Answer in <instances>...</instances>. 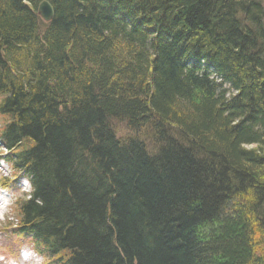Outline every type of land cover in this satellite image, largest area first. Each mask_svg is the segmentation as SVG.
<instances>
[{
	"label": "trees",
	"instance_id": "16d2710c",
	"mask_svg": "<svg viewBox=\"0 0 264 264\" xmlns=\"http://www.w3.org/2000/svg\"><path fill=\"white\" fill-rule=\"evenodd\" d=\"M42 1L0 0L2 155L35 187L5 233L47 264H264L262 2Z\"/></svg>",
	"mask_w": 264,
	"mask_h": 264
},
{
	"label": "clouds",
	"instance_id": "9594fccd",
	"mask_svg": "<svg viewBox=\"0 0 264 264\" xmlns=\"http://www.w3.org/2000/svg\"><path fill=\"white\" fill-rule=\"evenodd\" d=\"M246 147L248 150H251L252 146ZM0 154L6 153H4V150L0 149ZM8 179H15L10 168L0 172V195L5 196L3 202L0 203V228L9 225L12 228L18 226V219L15 214L16 206L21 199H23L24 202L31 201L32 195L35 192V187L28 178L21 180L20 188L16 192H10L9 189L3 185V182ZM36 204L42 206L40 200H36ZM15 264H47V260L44 256L40 255L33 246L26 244L19 249Z\"/></svg>",
	"mask_w": 264,
	"mask_h": 264
},
{
	"label": "rangeland",
	"instance_id": "374dc122",
	"mask_svg": "<svg viewBox=\"0 0 264 264\" xmlns=\"http://www.w3.org/2000/svg\"><path fill=\"white\" fill-rule=\"evenodd\" d=\"M264 6V0H260ZM116 125V131L118 136L125 138L129 135H132L133 132L127 129V127L124 124H114ZM11 169L12 174L15 177V179H8L5 180L3 183H9V191L10 192H16L20 188V179L21 177L16 174V172L12 169L14 166L8 162H0V172H3L6 169ZM5 199L4 195H0V203L3 202ZM16 214V213H15ZM5 228V227H3ZM3 228H0V264H15V261L17 260L18 255H16V250L19 252V249L24 246V245H31L29 240L27 238H20L19 240L16 239V236L13 235V233L5 231L8 230H3ZM12 235V236H11ZM16 239L17 241H13V239ZM14 252L12 253V251ZM17 256V257H16Z\"/></svg>",
	"mask_w": 264,
	"mask_h": 264
},
{
	"label": "water",
	"instance_id": "95a60500",
	"mask_svg": "<svg viewBox=\"0 0 264 264\" xmlns=\"http://www.w3.org/2000/svg\"><path fill=\"white\" fill-rule=\"evenodd\" d=\"M38 14L47 22L54 18V8L48 0H43L38 6Z\"/></svg>",
	"mask_w": 264,
	"mask_h": 264
}]
</instances>
